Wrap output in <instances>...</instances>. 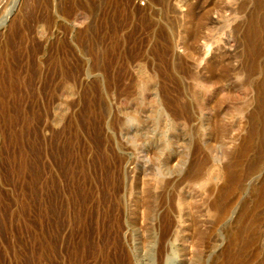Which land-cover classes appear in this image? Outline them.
Wrapping results in <instances>:
<instances>
[{"label":"bare ground","instance_id":"1","mask_svg":"<svg viewBox=\"0 0 264 264\" xmlns=\"http://www.w3.org/2000/svg\"><path fill=\"white\" fill-rule=\"evenodd\" d=\"M144 1H146L144 7H138L134 0H0V26L3 27L8 24L10 26L9 28L7 27L8 29L6 30V33H8V38L6 39L9 40L5 41L6 39L3 38L5 40H2V43L0 42V69H2V71L6 69L8 71L7 75L12 77L14 76L12 74L13 71L10 70H15L13 68L14 64L21 65L22 68L26 67L32 69L44 66L46 67V74H48V76L39 77V74L37 76L35 73L37 80L34 84L32 83L30 87L28 86L29 88H26L25 79L28 77L26 76V78H24L23 73L20 77L19 73L18 76L20 79L16 82L13 80L17 87H14V85H8L7 87L3 84V86L0 85V104L6 106L10 111L17 108V111H13H15V113L21 111L22 114L23 111L27 109L28 103L26 104L27 99H24V101L19 98L28 95L32 97L35 95L39 98L47 94V96L50 97L49 99L47 98V101L45 98L46 96L44 97L45 99L41 97V99L44 100L42 107L37 105V98L34 97L37 101L35 106H38V110L42 109L43 113L41 114L45 115V118H49L50 115L48 116L47 111L50 109L52 115L49 120L46 121L52 126L61 125L60 122L63 121L62 116L64 115L63 111L67 109V106L62 102L53 104L51 97H54L60 87L63 89L61 92L62 99L69 98V96H77V85L79 84V87L81 86L80 79H82L80 76L82 74L79 75L78 72L80 71V67L86 66L87 71H89L99 66L98 64L101 62L97 60L98 55H96L95 46L98 45H96V43L99 37H102V40L103 38H108L110 40L107 39L108 42H110L109 52L111 53V57H108L110 58L108 66H110L112 70H115V72H112L113 75L110 74L113 76L112 79L109 81L107 80V82H110L108 87H110L113 94L117 92L121 85H123L124 90L131 89L134 82L130 83V80L133 77L132 72H135L140 86L143 84H150L151 86L149 90L152 93L151 98L149 97L148 100L146 99V103L142 104L143 106L146 105L147 109L150 110V113H146V115L148 114L150 118L158 120L157 130L153 129L145 133L140 127L142 117L136 115L137 113L134 111L133 114L128 113V111L126 112V109L123 108V103H119L121 105L116 109L123 115V123L122 121L120 122L118 118H114L113 114V119L110 117L112 120L109 121L110 129H114V132L110 131L113 145L112 143L110 144L113 146V150L110 151V154L107 152L108 155L106 159L113 164L112 167H114L115 170L110 172V167L108 166L107 170H109L111 174L108 172L107 178H109V181L105 179L110 182L108 184L111 185V187L109 189V187L106 186L115 193L116 187L121 180L126 185H129L128 187L130 190L128 192L130 193L131 206L138 208L140 205L149 221V223L145 225L146 229L143 227L145 229L143 232H146L147 235L144 234L145 238H141L142 240L139 239L138 242L140 243H138L137 246L141 244L142 246L150 248V255L153 256L154 254L155 256L154 262L151 261L152 264H168L167 261L170 258L169 256H174L172 252L175 247L182 257L187 255L194 259L198 255L201 257L207 253V255L209 254L208 257L212 259L215 255V258L209 264H264L263 69L253 61L255 57L252 58L251 62L243 61V63L240 62L241 60L237 61L236 58L226 54L222 55L223 53H221L220 57L217 56V60H204V58L200 57L202 52L198 56L197 54L199 52L197 54L192 52L190 48L186 47V44H183L184 42L182 44L186 48L181 46L180 48H182L184 54L185 51H188V54H185L186 58L183 64L175 66V62L173 61L169 62V60L168 62H164L163 58H168L171 48H169V45H165L163 48L161 47L158 49L156 45H158L160 37L162 38V36L167 35V38L169 37L171 39L170 41H172V46H174L175 40L177 41V39L179 44L180 39H182L181 37L185 39L189 38L192 45L195 44L194 46H196L198 42H202V44L208 46V43L212 44L211 40H214V43L218 44V41H215L217 39L215 31L221 29L223 32L224 25L220 23V20L219 24L223 26H219V28L218 22H216L217 25L212 22L213 20L211 21L213 16L210 19V15L212 14H210L209 10L215 9L211 8L212 5H214V7L216 6L213 4L214 2L211 6H208L210 7L208 11L207 9H205L206 11L203 9L202 11V9L200 10V8H202L201 5L207 3V0L206 2L204 0L202 4L200 0H195L196 3L194 0ZM192 1L194 3H192ZM259 2L260 1L257 2L256 7L253 6L256 10L252 8L255 12L253 11L249 14L251 15L249 23L246 21L249 24H247L248 31L245 29L246 27L244 28L245 31H247L246 33L244 31V33L248 34L244 37L246 39L243 40L246 41L244 44L246 47L253 43L256 44L260 42V38H264V23L261 21L258 22L260 16H258L259 14L257 15L258 9H262V12L264 11V0L261 1L262 3L260 4ZM217 7L218 6H216V8ZM240 8L241 7L234 11L236 17L237 14H239L238 11ZM198 10L202 11V13H198ZM216 10L217 9L213 10V12ZM261 11L258 12L261 13ZM216 14L218 19H222L224 15L221 12H217ZM241 16L242 15H240V17ZM226 19L227 17L225 21L228 20ZM222 20L224 21V19ZM237 21L238 19L236 22ZM228 31L229 30H227V32ZM252 32H255L254 36ZM6 33L4 34L5 37L7 35ZM236 33L234 32L235 35ZM237 35H239V32ZM185 39L182 40L184 41ZM176 44L177 43H175V46ZM106 48L108 49V47ZM213 48H217V46ZM263 48L264 47H262V49ZM107 49L105 51H107ZM250 50L253 49L251 48ZM247 52L249 53V51ZM252 52H254L251 54L253 56L258 53L257 51ZM173 54L174 53H171L170 58L171 60H176V57L174 58V56H172ZM102 58L105 59L104 57ZM102 63L105 64L103 61ZM145 63H148V66ZM119 69L120 71L123 70V76H118L120 71L115 75L116 71ZM258 74L261 77L258 81L256 78L255 81V77ZM242 77L246 79V81L245 79L243 80L246 88H244L246 90L245 96L248 97L245 101L243 100L245 103H243V105L241 103L242 107L239 106L240 109L238 107V109L236 108V112L234 110L235 108H232L235 105L229 107L233 110V112H230L232 110H228V107L226 108L224 105H226L225 100L228 101V97L232 96L223 88L225 85L233 82L236 83ZM188 79L192 83H197V87H194L202 94H200L201 96L197 92L195 94V90L194 94L188 91L185 86L186 81H189ZM17 88L21 90L19 91V95L16 93ZM142 88L144 90L145 87L142 86ZM191 90L193 92V88ZM2 91L7 93V98L10 99V102L7 101V98H3L6 94L4 95ZM137 91H139V89ZM218 93L220 99L215 98ZM142 94L145 98L144 94L150 93L144 91ZM67 95L69 96L67 97ZM119 97L121 98V96ZM29 99H31V97ZM233 99L234 97L232 100ZM237 99H239V97H237ZM21 100L25 102L26 109H23L24 105ZM253 101L256 102V104L252 107V104H254ZM132 105L130 106L132 107ZM236 106H238V104ZM30 107L31 111L33 106ZM1 109H4V107H1ZM28 109L26 111H28ZM195 109L197 110V115H199V126L197 125L200 130V135L198 137L199 144H192L191 136L194 135L192 131V135L190 136L191 140L179 142L177 137L173 135L174 133L172 132L171 134V130L174 128L178 129V127L187 129L193 125L195 128ZM34 110L36 111V109ZM39 112L37 111L36 114ZM4 114L3 117L6 116V120L4 121L7 123L8 130L4 127L6 129H1L0 133L5 139H9L8 141L13 143V149L17 148L18 150V154L16 155L17 158L14 159V169L17 174L23 171L22 169H24V162L26 159L25 154L21 151V147L23 146L21 142L24 133L19 135V130L15 133V131L13 132L14 129H10L13 124L15 126V123H17V113L13 115V117L7 116L8 114L4 116ZM26 114L23 113L21 124H28L30 129V124L32 125L33 121L27 116L28 114ZM99 114L101 113L99 112ZM197 115L195 114V116ZM38 117V119L41 118L40 116ZM21 120L19 119V121ZM4 121L3 123L5 125ZM152 121H154V119ZM145 126L144 128H146ZM152 126L155 127L156 125ZM22 128L24 129L25 127H21L20 131H22ZM149 129L150 128H148V130ZM184 131L186 132V130ZM1 137L2 136H0V138ZM0 140H3V138ZM196 140L197 139H195V141ZM214 140L220 143L219 147L213 146L215 143ZM212 141L213 144L211 145ZM14 153H16V151ZM151 157L156 161H165L154 170H149L148 165ZM176 158H179L177 162L175 161L176 164H171ZM128 164L129 166L132 165V167L127 166ZM80 166L82 165L78 167ZM124 166L126 169L130 170L129 173L132 174L130 181L129 178L126 181L125 173L127 172L125 168L121 176V173L116 174L115 172L117 170L120 172ZM33 172H35V170ZM105 172L106 171H104V174L107 173ZM136 177L142 180L141 183H139L140 186L136 185ZM134 178L135 180H133ZM105 184H107V182ZM173 189L177 191V195L174 197H172V195L171 197H166V194H168L169 191L172 192ZM113 193L110 194L113 195ZM86 195L88 194L86 193ZM195 195H197V197H194ZM138 198H141V201L136 203L138 202ZM190 199L193 200L194 205L188 206V201ZM191 200L189 202H191ZM197 202H201L200 205H198L199 203L196 204ZM116 204L119 203L117 202ZM194 211L198 214L199 220H196L194 223V220H190V223L188 212L194 213ZM206 218L211 221L210 227H206L205 224L201 225L202 221H204L203 219ZM150 231L153 233L148 235ZM155 233L158 236H155ZM176 242H178L179 245H176ZM133 248L134 247L128 246L125 249H121L122 256L120 255V258L122 257V259L119 260L120 258L115 255L112 264L139 263L137 261L139 257L136 256V251H134L135 248ZM168 262L170 263V261ZM191 262L193 261H190V263ZM141 263L144 264L143 261H141Z\"/></svg>","mask_w":264,"mask_h":264},{"label":"rangeland","instance_id":"2","mask_svg":"<svg viewBox=\"0 0 264 264\" xmlns=\"http://www.w3.org/2000/svg\"><path fill=\"white\" fill-rule=\"evenodd\" d=\"M134 1H135L136 6H138V7L139 6L144 7V4L146 2L144 0H134ZM200 1H202L201 2V4H202L204 0H200ZM258 1H260L259 2V4H260V3H262L261 1H263V0H258ZM258 1L257 0H213V1L207 0V3L208 2H210V3H208V5H207V3H205L207 6L205 4H202L201 5L202 8H200V10L202 9V11H203V9H204V11H206L205 9H207V11H208L210 9V7H208V6H211L212 3L214 2L213 4H215L218 7L216 8V6L214 7V5H212L211 8H215L218 11L216 10L213 12V10H215V9H210L209 12H210V14H212V15H210V19L213 16L211 21L213 20L212 22H214V24H217L216 22H218V24H219V22L221 20L220 23H223L224 26L222 24H219V25L217 24L218 27L223 26L224 29H226V30L223 29V32L221 29L218 31H215V36L217 38L215 41H218V44L214 43V40L213 41L211 40L212 44L208 43L209 44L208 46L202 44V42H198V44H196V46H194L195 44L192 45L189 38L185 39L184 37H181L182 39H185V40L183 41L182 39H180V41H179L180 43L178 44V39H177V41L175 40V43H177L176 46H175V43H174V46H172V41H170L171 39L169 37L167 38V35H165V36H162V38L160 37L159 43H158V45H156V47H158V49L161 47L163 48L165 45L166 46L169 45V48H171L170 49L171 52L168 54V58L167 57L163 58V61L168 62L170 60L169 62H172V61L175 62L174 63L175 66L182 65L184 59L186 58V55L188 54V51H185V54H186L185 55L184 51L182 50V48H180V46L185 47V46H183V44L184 45L186 44V47L190 48L192 52H195L196 54L199 52L197 54L198 56L202 52L200 57L204 58V60H207V59H209V60L210 59H212V60L216 59L217 60L218 57L221 56V53H223L222 55H224V54H226L228 56L230 55L231 57L236 58L237 61L241 60L240 62H243V61L244 62H248V61L251 62L252 58L255 57V59H253V61H255L258 65H260V67H262L263 73H264V68H263L264 67L263 66L264 65V48L262 49V47H264V45H263L264 44V38L263 37L260 38L259 39L260 42H257L256 44L253 43V44H251L252 46L251 45L247 46L248 48L244 45L246 43V41H243L246 39L244 37H246V35H248L245 33L248 31L247 27L249 25L248 23L250 21V16H251L249 14L252 13L253 11L255 12V10H256L255 7H256V4ZM194 2L196 3L195 0H194ZM194 2L192 1V3H194ZM205 2H206V0H205ZM222 6H224V7H222ZM242 6H244V7H242ZM253 6H255V7H253ZM203 7H205V8H203ZM239 7H241V8L239 9V11H238L239 14H237V17H236L234 15V13H235L234 11L238 10ZM226 8H228V9H226ZM252 8H254L255 10ZM200 10H198L199 11L198 13H202V11H200ZM261 10L262 9H260V10L258 9L259 12ZM231 11H233V12H231ZM258 11H257V15L259 14L258 16H260L258 18V22L261 21L262 23H264L263 22L264 21V19H263L264 18V11L263 12L261 11V13H259ZM215 12L216 13L221 12L222 14H224L222 19H224V21H225V18L227 17L228 20L226 19L227 21L224 22L222 19H220V18L218 19V17L216 16L217 14ZM240 15H242V16L240 17ZM214 16H216V17H214ZM228 16H229V18H228ZM237 19H238V21L236 22ZM246 21H248V23ZM262 23H260V24H262ZM7 27L8 28L10 27L9 24L7 26L5 25L3 27L0 26V42L1 43H2V40L4 41L6 38H8V33H6V30L8 29ZM4 28H5V30H4ZM244 28L247 29V31H245ZM227 30H229V31L227 32ZM219 31H220V33H219ZM244 31H245V33H244ZM234 32L235 33L239 32V35H237V33L235 35ZM5 33L7 34L6 37L4 35ZM250 33H249V35H250ZM254 33L252 32L253 36H254ZM3 38H5V39H3ZM165 38H166V40H165ZM239 38H240V40H239ZM98 39L99 40H97L96 45L98 44L99 46L98 45H97L98 47L95 46L96 47L95 52H97L96 55H98L97 56L98 62H101V63L98 64L99 65L98 67L90 69L89 71H87L86 66L80 67V71H78V72H79V75L82 74V75H80L82 79H80L81 86L79 87V84L77 85V89H78L77 96L72 97V96L67 95V97L69 96V98L62 99L61 98V92L63 89H62V87L59 86L60 88H58L54 97H51L52 98L51 100H53V104L62 102L67 106L68 110L65 109L66 111L65 110L63 111L65 116L62 113L63 121L60 122L61 125L52 126L48 121H46V120H49V118L52 115V112L50 111V109H48L49 112L47 111L48 116L50 115L49 118L48 117L45 118L46 116L41 114V113H43L42 109L38 110L39 109L38 106L42 107V103L44 101L41 99V97L44 98L46 96L45 97L46 101H47V98L48 99L50 98L45 93H44L45 94L44 96H41L39 98L34 95V97L37 98L38 103H37L36 99L30 95H28L29 97L25 96V97L19 98V99H23V100L27 99L26 104L28 103V105L26 108L27 109L29 108L28 111H26L27 109L25 108V106H26L25 102H22V100H21V102L24 105L23 109H26L23 111V113L26 114L28 112L27 113L28 115L27 114L26 115L29 118H31V120L33 121L32 125L30 124V129H29L28 124H23V123L21 124V122H22L21 119L23 117V113L21 114V111L19 113L16 112L17 113V115H16L15 111H13V110L17 111L18 110L17 108L15 109L12 106L14 109H12V107H11L12 110L10 111V109H7L6 106H4L3 104H0V105H3V106H0V132H1V129L5 130L7 128V123H6V121H4V120H6L5 115L8 114L7 116H10V117H13V115L18 116L17 121H16L17 123H15L16 127L13 124V126H12L13 128L11 127L10 129H12V130L14 129L13 132L15 131V133H17V131L19 130V132H18V134L20 133L19 135H21V133H24V136H23V139L21 142L23 145L21 147V151L26 156L25 157L26 159L24 162V169H22L23 171H20L19 173L16 174L15 169H14V166H15V160L14 159L17 158L16 155L18 154L17 153L18 150H17V148H14L15 149L14 150L13 149V147H14L13 143L11 141H8L9 139H7V138L5 139V137H3V135L0 133V136H2L0 139L3 138V140H0V264H107V263L112 264V260L115 257V255H117L118 258H120V255L122 254L121 249H123V248L125 249L128 246L135 248V249L133 248L134 251H136L135 254L137 257H139V259L137 260L139 263H137V261H136L137 264H140L141 261H143L144 264H147L148 262H149L148 264H152L151 261H153L155 259L154 254H153V256L150 255L151 252L149 251L150 250L149 247L142 246L141 244L138 245L140 248L137 246V244L140 243V242H138L139 239L142 240L143 238H145V235H147V233L143 232V230L146 229L145 225H147L149 223V221L147 220V217L145 216L144 211H143L142 207H140V205L138 206V208H134L131 206V204H130L131 198L129 196L130 193L128 192L130 190L128 187L129 185H126L121 180L119 182L121 184V188H120V184L118 183V186L116 187V190H115V193L118 191L116 194L113 193L111 190H109L111 185L108 184L110 182H108L109 178H107L108 172H109V170H107V169H108V166L110 167L109 168L110 172L114 171L115 169H114V167H112L113 164L110 163V161L108 162V160L106 159L108 153L110 154L111 153L110 151L113 150V148H112L113 143H112V140L110 137L111 136L110 131H113L114 129H110L109 121H111L113 119V115H114V118H118L120 120V122L122 121V123H123V115L120 114V112H118L116 109L122 103L124 105V106L123 105L122 106L124 109H126L125 110L126 112L128 111V113H130V114L131 113L133 114L135 112V113H137L136 115H139L142 117L141 118L142 122H141L140 127L145 131V133H148L153 129L157 130L158 120L155 118H150L148 114L146 115V113H150V110L147 109L146 105L145 106L142 105L143 103L144 104L146 103V101L149 99V97L151 98L152 93H151V91H149L151 86H150V84H143L142 86L145 87L143 90L142 86H140L139 81L137 79L138 78L136 76L137 74L135 72H132L133 77L131 78L130 83H133V82L134 83H133V86L131 87V89L129 88L128 90H124L123 85H121L122 88L119 87L117 92H115L113 94L110 87H108L110 82H107V80L109 81L110 79H112V77H113V76H111V75H113L112 72L113 71L115 72L114 69L112 70V68L110 66H108L109 60H110V58H108V57H111V55H110L111 53L109 52L110 51V49H109V46H110L109 43L110 42H108V40H109L108 38H103V40L105 39L104 41L106 43L102 40V37H99ZM7 40H9V39H6L5 41H7ZM167 40H168V42H167ZM261 40H262V42H261ZM188 43L191 44V47H190V44H188ZM259 43H260V45H259ZM170 44H171V46H170ZM222 44L224 45V47ZM216 46H217V48H213ZM100 47H104V48H100ZM106 47H108V49ZM256 47H258V48H256ZM105 48L107 49V51H105L106 50ZM249 48L250 49L252 48L253 50H250ZM254 48H255V50H254ZM102 49H103V51H102ZM173 51H175V52H173ZM203 51H205V52H203ZM247 51H249V53ZM252 51H257L258 52L257 55L256 54L254 56L251 55L252 53H254ZM259 52L260 53L262 52L261 53L262 55ZM171 53H174L172 56H174V58L176 57L175 58L176 60H174V59L171 60V58H170ZM245 53H247L248 56ZM237 54H239V55H237ZM241 55H242V57H241ZM102 57H104L105 59H103ZM248 57H251V58H248ZM259 59H260V61H259ZM101 60L105 64H103ZM163 61H162V63H163ZM145 64L147 65L148 63H145ZM146 65H145V67L148 69V67H147L148 65L147 66ZM109 67H110V69H109ZM13 68L15 70H13V69L10 70V71H13L12 74L14 76H12V77L7 75L8 71L6 69L5 70L3 69L4 71H2V69H0V73H1L0 74V85L3 84L5 87H7L8 85L9 86L14 85V87H17V86H15V82L17 80H19L20 77L24 74V78H26V76L28 77L25 79V82H26L25 87L29 88L31 86V84L32 83L34 84L35 81L37 80L35 77V73L37 76L39 74V77L40 76L41 77L42 76H44V77L48 76V74H46V72H47L46 67H44V66L32 69V68H26V67L22 68L21 65L14 64ZM104 68H105V70H104ZM100 70H101V72H100ZM108 70H109V72H108ZM119 71H120V69L118 71H116L115 75H117L119 73ZM95 72H97V73H95ZM122 72H123V70L120 71L118 76H123L124 72L123 73ZM19 73H20V75H19ZM90 74H91V76H90ZM120 74H122V75H120ZM6 75H7V77H6ZM258 75H256L255 81H256V78L258 81V79L261 77L260 75L259 76ZM243 79H245V77L244 78L242 77L240 80H243ZM27 80H29V81H27ZM44 80H45V78H44ZM240 80L237 81L236 83L233 82L234 84L231 83V84L225 85L223 88L225 91H228L227 93L230 96H232V97H228V101L225 100L226 105H224V106H226V108L228 107L227 108L228 110H232V108H235L234 109L235 112L238 108L240 109V107H242L243 103H245L244 102L245 99L248 97V96H245L246 95L245 82H244V80L243 81H240ZM245 81H246V79H245ZM87 82H88V84H87ZM10 83H12V84H10ZM136 83H138L139 85ZM194 84L195 83H192L189 80V81H186L185 86L188 89V91L191 92V94L192 93L194 94V90H195V94L197 92L200 95L201 93L198 90H196L197 89L196 88L197 83L195 85ZM87 86H90L91 89H90V87H87ZM194 86H196V87H194ZM132 88H134V89H132ZM137 88L139 89V91H137L138 90ZM192 88H193V92L191 90ZM19 89L20 88H17V92H16L18 95H19V91H21ZM120 89H122V90H120ZM91 91H93V92H91ZM144 91L147 93H150V94H144L145 98L142 94V93H144ZM229 91L231 92V94ZM3 93H4V95L6 94V96H4L3 94H1V95L4 96L3 98L6 99L7 93L6 92H3ZM216 95H217V97L215 96V98L220 99V97L218 96L219 93ZM119 96H121V98ZM30 97H31V99L34 98V99H32L33 101L31 99H29ZM233 97H234V99L232 100ZM237 97H239V99H237ZM242 98H244V99H242ZM40 99H41V101H40ZM122 100H124V101L120 102ZM7 101L10 102V99L7 98ZM33 103H34V105H33ZM36 103L38 105L37 107L35 106ZM119 103H121V104H119ZM125 103H127V104H125ZM128 103H129V105H128ZM136 103L138 104V106ZM241 103H242V105H241ZM253 103L254 104H252V107L255 106L256 102L253 101ZM237 104H238V106H236ZM130 105H132V107ZM233 105H235L236 107ZM30 106H33V109H31V111H30V108H31ZM133 106H135V107H133ZM1 107H4V109H1ZM229 107H232V108H229ZM134 108H135V110H134ZM141 108H142V110H141ZM34 109H36V111ZM95 109H96V112H95ZM37 111L38 112L40 111V112L38 114H36ZM88 111H89V113H88ZM4 112H5V114H4ZM99 112L101 114H99ZM194 112H195L194 113L195 128L193 125L187 129H181L180 127H178V129H180V130H178L177 128H174L173 130H171V134L173 132L174 133L173 135L177 137V140L179 142H183V141L192 139L191 140L193 142L192 144H194V145L199 144V142H198V137L200 135V130L198 127L199 126V122H198L199 115H197L198 113H197L196 109L194 110ZM230 112H233V110ZM10 113H11V115H10ZM13 113H15V114H13ZM3 114L5 117H3ZM30 114H32V115H30ZM195 114L197 116H195ZM37 115L40 116L41 118L38 119L39 117ZM19 116H21V117H19ZM8 119H9V117H8ZM19 119L21 121H19ZM153 119H154V121H152ZM3 121L5 122V125H4ZM143 121H145V122H143ZM44 122H46V123H44ZM122 123H121V125H122ZM22 125L25 127L24 129L22 128L23 132L20 131L21 130L20 128L23 127ZM152 125H156V126L154 127ZM144 126L146 128H144ZM4 127H6V128H4ZM26 127H27V129H26ZM151 127H153V128H151ZM102 128H103V131H102ZM148 128H150V129L148 130ZM188 129L190 130V132ZM6 130H8V128ZM184 130H186V132ZM191 131L193 132L192 134H194L195 136L191 134ZM179 133H182L183 135L179 134ZM190 136L192 137L191 139H190ZM109 137H110V140H109ZM195 139H197V140L195 141ZM34 141H35V143H34ZM214 142L215 143L217 142V143H216V145L214 143L213 146H215V147L220 146V143L218 141L214 140ZM110 143H112V145ZM109 144L111 147L109 146ZM212 144H213V141H212L211 145ZM33 145L35 146L36 149L34 148ZM106 148H107V150H106ZM15 151H16V153H14ZM36 152L38 155L36 154ZM101 154H102V156H101ZM35 155H37V156H35ZM70 155H71V157H70ZM150 159L151 160H150L149 165H148L149 170H154L156 167L163 164L165 161V160L156 161L153 157H151ZM178 159L179 158H176L175 160H173L172 161L173 163H171V164L175 165L176 162L178 161ZM106 160H107V162H106ZM107 163H109V164H107ZM70 164H71V166H70ZM79 165H82L80 167L83 168L84 171H83V169L78 167ZM127 166H129V164ZM129 167H132V165H130ZM67 168H69L70 170ZM75 168H76V172H75ZM124 168H125V166L122 167V170L120 172H119V170H117L118 172L115 171L116 174L121 173L120 174V176H121ZM33 169L35 170V172H33L34 171ZM103 169H104V171L107 172V173L105 172L107 175L104 174ZM72 170H74V171H72ZM125 171L128 173V174L125 173L126 181L128 178L130 181V178H132L131 177L132 174H130L129 173L130 170H128L126 168H125ZM39 172H40V175H39ZM126 174L128 177L126 176ZM38 176H39V178H38ZM125 178H124V180H125ZM136 178H137L136 180H135V178L133 180H135V182H137L136 183L137 186L138 185L140 186L139 183H141L142 180H140V178H138V177H136ZM106 182H107V184H105ZM123 184H125V185H123ZM106 185L109 187V189ZM123 187H124V189H123ZM84 188H85V190H84ZM108 191L111 194L113 193V195H111ZM85 192L88 195H86ZM171 195H172V197L176 196L177 191L174 189L172 190V192L169 191V193L166 194V197H171ZM164 196H165V194H164ZM194 197H197V195H195ZM137 201L138 202H136V203H139L141 201V198H138ZM189 201H188V206L194 205L193 200H191V202H189ZM117 202L119 204H116ZM190 203H192V204H190ZM198 203L199 202H197L196 204H198ZM200 203L198 205H200ZM188 216H190V217H188L189 221L194 220L193 223L196 220H199L198 214L195 211H194V213L188 212ZM203 220L204 221H202L201 225L205 224L206 227L211 226L210 219L206 218ZM191 221H190V223H191ZM136 231H138V232H136ZM151 233H153V232L150 231V233L148 235H150ZM155 236H158V235H156V233H155ZM134 237H136V238H134ZM135 244L138 248L135 246ZM176 245H179L178 242H176ZM177 250L178 249H176V247L173 249L172 254L174 253L173 254L174 256H172V255L169 256L171 259L169 258V260H168V261H170V263L167 261L168 264H187V263H190V261H193L190 264H209L215 258L214 257L215 255L212 257V259L209 258L208 257L209 254L207 255V253H206V255L201 256V257L198 255L197 256L198 258L195 257L194 259L191 256H187V255L182 257V256H180L181 254L178 253L179 251H177ZM150 256H151V258H150ZM121 259H122V257L119 260H121ZM150 259H152V260H150ZM195 260H197V261H195Z\"/></svg>","mask_w":264,"mask_h":264}]
</instances>
